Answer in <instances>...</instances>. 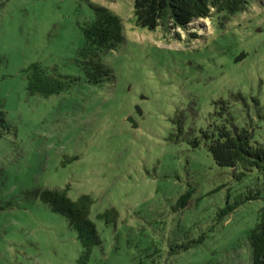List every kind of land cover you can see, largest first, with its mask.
<instances>
[{
    "label": "rangeland",
    "instance_id": "374dc122",
    "mask_svg": "<svg viewBox=\"0 0 264 264\" xmlns=\"http://www.w3.org/2000/svg\"><path fill=\"white\" fill-rule=\"evenodd\" d=\"M96 4L124 25L103 57L110 78L30 94L33 62L82 77L75 58ZM133 10L132 0H0V264H78L76 232L40 197L56 188L95 200L101 243L89 264H250L264 174L219 167L201 131L264 139V0L223 25L167 31L136 26ZM111 208L116 221L97 217Z\"/></svg>",
    "mask_w": 264,
    "mask_h": 264
},
{
    "label": "trees",
    "instance_id": "16d2710c",
    "mask_svg": "<svg viewBox=\"0 0 264 264\" xmlns=\"http://www.w3.org/2000/svg\"><path fill=\"white\" fill-rule=\"evenodd\" d=\"M133 20L136 26L156 31L175 28L187 29L193 23L205 19H215L220 25L236 13L248 9L250 0H132ZM223 20V21H222ZM204 22V21H203ZM83 45L77 51L75 61L82 77L66 74L55 66L33 62L25 68L24 77L30 94L50 96L69 92L84 79L87 83L100 85L111 76L103 57L116 49L124 40L122 19L108 7L100 4L93 6V15L82 26ZM179 35V34H177ZM194 33L192 37H196ZM205 146L219 167L232 168L244 177L254 169L264 174V139L256 141L255 133L247 127L228 128L222 125L215 133L202 130ZM195 145H199L196 139ZM193 190L180 198L184 204ZM42 202L53 212L63 216L68 226L76 232L81 245L78 264H89L93 250L101 243L96 223L91 217L95 200L87 194L73 200L68 188L47 189L40 192ZM259 199L258 195L247 200ZM230 210L233 208L229 206ZM227 213V212H224ZM98 218L116 221L115 208L99 213ZM250 264H264V206L259 209L258 222L248 234Z\"/></svg>",
    "mask_w": 264,
    "mask_h": 264
},
{
    "label": "water",
    "instance_id": "95a60500",
    "mask_svg": "<svg viewBox=\"0 0 264 264\" xmlns=\"http://www.w3.org/2000/svg\"><path fill=\"white\" fill-rule=\"evenodd\" d=\"M130 121H131L132 123H134L133 119H130Z\"/></svg>",
    "mask_w": 264,
    "mask_h": 264
}]
</instances>
